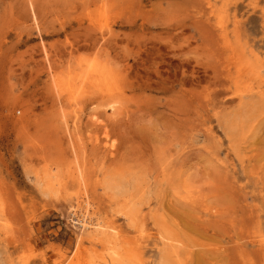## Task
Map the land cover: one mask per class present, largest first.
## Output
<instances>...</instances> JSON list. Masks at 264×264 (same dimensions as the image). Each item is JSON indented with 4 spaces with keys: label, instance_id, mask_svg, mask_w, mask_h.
<instances>
[{
    "label": "rangeland",
    "instance_id": "rangeland-1",
    "mask_svg": "<svg viewBox=\"0 0 264 264\" xmlns=\"http://www.w3.org/2000/svg\"><path fill=\"white\" fill-rule=\"evenodd\" d=\"M92 249L264 264V0H0V264Z\"/></svg>",
    "mask_w": 264,
    "mask_h": 264
},
{
    "label": "bare ground",
    "instance_id": "bare-ground-1",
    "mask_svg": "<svg viewBox=\"0 0 264 264\" xmlns=\"http://www.w3.org/2000/svg\"><path fill=\"white\" fill-rule=\"evenodd\" d=\"M88 66V65H87ZM105 80L107 79V75L105 76H102ZM80 81V80H79ZM58 87V86H57ZM101 87V86H100ZM58 91H60L58 89ZM100 93V92H99ZM105 93V91L103 92ZM113 94V93H112ZM67 95V94H66ZM68 98V96H67ZM77 99V97H75ZM109 99V97H107ZM118 98V97H117ZM65 100H67L65 98ZM104 100V99H102ZM107 102L108 101H111V100H107L105 99ZM117 102V101H116ZM110 103V102H109ZM115 107L112 106V109L115 110L116 112V109H114ZM114 112V111H113ZM112 114V113H111ZM96 120V119H95ZM107 136V135H105ZM92 141V140H91ZM48 176V175H47ZM50 177V176H49ZM81 177V176H80ZM48 178V177H47ZM45 178V179H47ZM83 182V181H82ZM49 183V182H47ZM113 186H115V182L114 180H109V181H105V183H103V187H105L107 190L108 189H113ZM48 185L45 186V189H48ZM135 187V186H134ZM117 188V187H116ZM104 192V191H103ZM112 199V200H111ZM117 198L113 195V194H110V201H116ZM88 216V215H87ZM80 225L81 227L84 229H86L88 231V234H89V237L91 238H96L98 236L101 235L102 232L106 233V231H108V228L110 229H113V227L111 225L108 224L103 226L102 225V221H101V224L100 226L98 225V223H95L94 221L88 219L87 217H85L83 220H81L80 222ZM94 227V230H92V228ZM115 230V229H114ZM109 234V233H108ZM112 236V235H111ZM134 254V252H132ZM83 254L82 251H81V248H78V250L75 251L74 255H76V257H80V255ZM86 254V253H85ZM130 254V253H129ZM112 255H114V251L113 250H109L106 255H104L103 253L101 252H97L96 249H92L91 251L88 250V254L85 255V264H110V261L108 259V256L112 257ZM131 255V254H130ZM116 257V256H115ZM161 259V257H160ZM168 259V258H167ZM171 259V258H170ZM111 260V259H110ZM172 260V259H171ZM170 260V261H171ZM168 260H165V259H161V264H168ZM75 263V262H74ZM115 264V263H114Z\"/></svg>",
    "mask_w": 264,
    "mask_h": 264
},
{
    "label": "built area",
    "instance_id": "built-area-1",
    "mask_svg": "<svg viewBox=\"0 0 264 264\" xmlns=\"http://www.w3.org/2000/svg\"><path fill=\"white\" fill-rule=\"evenodd\" d=\"M81 216L82 215L71 214V218H70V221L74 222L79 229H81V225H80V219L82 218Z\"/></svg>",
    "mask_w": 264,
    "mask_h": 264
}]
</instances>
